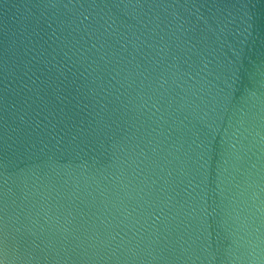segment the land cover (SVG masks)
Masks as SVG:
<instances>
[{
    "label": "water",
    "instance_id": "1",
    "mask_svg": "<svg viewBox=\"0 0 264 264\" xmlns=\"http://www.w3.org/2000/svg\"><path fill=\"white\" fill-rule=\"evenodd\" d=\"M0 264H264V0H0Z\"/></svg>",
    "mask_w": 264,
    "mask_h": 264
}]
</instances>
